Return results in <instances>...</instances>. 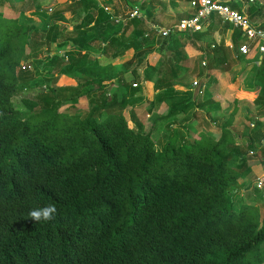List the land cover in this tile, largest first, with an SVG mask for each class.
I'll return each mask as SVG.
<instances>
[{"label":"trees","instance_id":"trees-1","mask_svg":"<svg viewBox=\"0 0 264 264\" xmlns=\"http://www.w3.org/2000/svg\"><path fill=\"white\" fill-rule=\"evenodd\" d=\"M35 1L0 0V264H264V218L257 206L244 203L236 210L234 203L240 181L251 172L249 157L259 152L264 162V139L238 144L224 124L218 139L204 135L202 144L177 145L171 124L185 118L194 103L171 102L170 111L158 118L171 134L157 152L155 125L137 131L113 110L116 104L125 107L138 88L123 85L120 103L103 91L104 84L121 81L130 65L133 83L143 80L157 92L149 97L146 114L157 113L174 98L171 84L189 70L186 43L199 50L208 75L239 62L223 41L202 42L215 28L230 26L212 17L201 32L161 37L147 19L128 20V13L127 22L116 23L96 0H74L45 12L35 8L32 15L48 19L43 28L20 25L4 13L19 15ZM242 1L226 4L241 12ZM251 10L264 19L262 5ZM67 12L79 18L69 29L61 22ZM231 29L234 47L246 42L239 29ZM39 38L47 47L40 67L50 82L71 73L84 80L76 87L56 83L37 95L43 106L23 119L11 101L19 84L30 80L21 59ZM153 51L163 58L155 66L147 60ZM90 54L122 63L100 66ZM238 81L234 77L230 87ZM254 82L264 89V62ZM203 89L198 82V94ZM67 91L75 95L72 104L79 97L89 101L84 117L57 112L56 97ZM253 103L264 106V92ZM249 120L250 134L262 133V118ZM200 136L201 131L193 140ZM255 190L264 197V190ZM49 204L57 209L54 219L34 222L30 211Z\"/></svg>","mask_w":264,"mask_h":264},{"label":"rangeland","instance_id":"rangeland-1","mask_svg":"<svg viewBox=\"0 0 264 264\" xmlns=\"http://www.w3.org/2000/svg\"><path fill=\"white\" fill-rule=\"evenodd\" d=\"M65 1L74 0H60L59 2L64 3ZM55 2V0H37L33 4L24 5V12L19 15L13 14L8 9H5L4 13L6 16L16 17L20 25L43 28V26L47 24L48 19L45 16H34L32 13L35 8H39L41 11L45 12L48 9L53 8L52 5ZM254 2L264 3V0H254ZM262 6L264 7V4H262ZM43 14L45 15V13ZM61 22L65 26H68L69 29L79 22V18L70 12H67ZM9 42L12 44L19 43L17 44L18 46L21 44L20 39L15 40L14 38H9ZM43 42L42 38L31 41L29 45L26 46L24 55L21 59L22 65H28L31 67L26 71V78H30V80L19 84L11 101V105L22 115L21 117L23 119L38 113L43 106L41 102L36 100L37 95L47 93L54 85H56V83L57 86L76 87L84 80L83 77L71 73L64 75L57 81L50 82L40 67V65L45 62L47 54V47L43 45ZM205 51L208 52L209 50L206 49ZM150 53L147 55L149 64L158 65L163 59L160 58L161 52L153 51ZM185 53L188 58L189 70L185 72L183 77L171 84L174 98L163 103L159 107L157 113L146 114V108L147 105H149V97L153 95L154 89L143 80L137 85L134 84V76H132V73L130 72V65L126 68L128 71L122 69V72L124 73L120 79L121 81H115L113 84L109 85L104 84L103 91L107 92L109 99L115 103H120L121 101L120 96L122 94L123 85L138 88L137 93L133 97L127 99L128 102H126V106L121 108L119 104H116L113 108L114 112H121L126 120L130 122L129 125L137 131L149 132L152 124L155 125L151 137L156 144L155 149L157 152L162 150L171 134V131L166 128L165 125L161 124V121H158L160 116H165L170 111L171 102L184 103L189 101L194 103V107L186 114L185 118L179 120L180 122H172L171 124V127L175 130V138H173V141L177 145L191 143L197 145L202 144L205 138L204 135L213 139H218L221 135L224 124H228L234 137H239L237 138L238 144L240 143V140L244 139V141H246L248 138L253 142L262 141L264 139V137H261V135L264 136V106H257L254 103L252 104L248 99H243L245 100L243 103H235L232 99V95L229 93L223 97L222 94L224 92V87L231 83L233 79L231 74L227 77V80H222L220 76L222 73H217V71H213L208 75V71L205 70V66L202 64V55L191 43H186ZM53 54L54 53L51 52L49 56H53ZM104 60L102 58H97L98 65L119 68L122 63L121 60ZM132 64L134 65V62ZM18 70L20 71V68H18L17 71ZM143 72L144 68L139 71V74H143ZM156 73L157 72L151 74L152 81L156 79ZM243 77L244 73L239 77L240 82H242ZM193 82H199L201 86L204 87L201 93L198 94V91L196 90L197 87L192 86ZM250 87L253 88L252 86ZM85 89L86 88H84V90ZM246 89L247 87L245 90ZM114 94L117 95V98H112ZM72 97H75V95L72 94V91H67L62 94L58 93L56 99H58L60 105L57 112L66 116L79 115L81 118L84 117L89 109V101H87L85 97H79L77 103L72 104ZM216 104H218V106H215ZM198 110L202 113L197 118H194V112ZM259 118H262V133L257 136H252L249 132V126L252 122L249 119L256 120ZM199 131H201L200 138L193 140L194 138H197L196 135ZM260 161H262V156H260L259 152H257L255 156L249 157L248 164L251 168V172L243 178L242 182L240 181L239 195L235 197L234 203L236 210L244 203L257 206L260 218L263 219L264 197H262L260 192L255 190L253 186L254 180L257 177L264 175V164L260 165Z\"/></svg>","mask_w":264,"mask_h":264},{"label":"crops","instance_id":"crops-1","mask_svg":"<svg viewBox=\"0 0 264 264\" xmlns=\"http://www.w3.org/2000/svg\"><path fill=\"white\" fill-rule=\"evenodd\" d=\"M55 1L56 2L52 5V7L56 5L70 4L71 2H73V1H65L64 3H61L59 2L60 0H55ZM96 1L98 6L103 7L105 12L116 17L119 20V22H127L128 20L126 18V14L127 13L129 14L132 9H138L142 13L143 16L142 19H147L146 22L147 25L157 26L160 28H169L170 26H173V24L176 25L182 19L185 18L188 19V17H190L192 14L189 0H96ZM221 1L227 4H235L234 2L238 0L236 1L221 0ZM253 2L250 3L249 1L247 2V0L242 1L241 4L239 5L240 10L249 17L252 23L261 25L264 28V19L259 15L258 12L253 13L251 10V6L256 3ZM258 4L262 5L264 3L259 2ZM65 16L66 13H64L63 17ZM148 20H150L152 23H150V21ZM232 30L233 29L229 27L227 30L222 31L220 28L217 27L207 37H205L202 40V42L204 43L206 41L211 40L219 43L220 41H223L224 45L230 50L229 46L232 45V40H231ZM130 32H133L132 28L129 29L128 34ZM231 55L237 56L239 62L236 61V64H234L229 69V71L220 74L221 79L227 80L228 79L227 77L230 74L233 77V79L234 77L239 79L240 75L243 73H244V77L242 79V82H240V80L238 81V84L236 85L235 88L233 87L231 88L230 83L226 85L224 87V92L222 96L225 97L226 94L229 93L232 95L233 100L235 98L239 99L237 103H243L245 102V100L243 99H248L253 104L254 100L258 96H261L262 93L264 92V89L262 91H260L259 89L257 90L254 82L255 73L257 71V68L260 66L262 62L261 56L259 55L256 47H253L251 49L250 53L248 54L250 56L239 55L235 50L232 49H231ZM91 56H96L97 58H102L103 60L105 59L104 61H110V59H106L102 56H98L94 54ZM202 63L205 62L202 61ZM151 65L155 66V64L154 65L151 64ZM217 73L220 72L217 71ZM250 86H252L253 88H251ZM246 87L247 89L245 90Z\"/></svg>","mask_w":264,"mask_h":264},{"label":"built area","instance_id":"built-area-1","mask_svg":"<svg viewBox=\"0 0 264 264\" xmlns=\"http://www.w3.org/2000/svg\"><path fill=\"white\" fill-rule=\"evenodd\" d=\"M192 14L190 17L182 19L176 27L160 28L157 26H150L158 36L168 37L169 34L179 31L182 33H198L203 29V23L210 20L212 17H217L223 24H227L231 28L239 29L242 32L245 43H241L236 47L229 46L230 49L235 50L237 54L246 56L250 53L253 47H256L261 61L264 62V28L261 25L252 23L247 15L231 9L226 3L221 0H189ZM254 0H249L252 3ZM142 13L138 9H132L128 15V20L142 19ZM115 22H119L115 18ZM205 65V63H203ZM31 67L22 65L21 70L26 71ZM193 87H197L198 83L193 82ZM253 127V125H251ZM264 146V143H263ZM254 152H250L253 155ZM254 187L258 190H264V175L257 177L254 180Z\"/></svg>","mask_w":264,"mask_h":264},{"label":"clouds","instance_id":"clouds-1","mask_svg":"<svg viewBox=\"0 0 264 264\" xmlns=\"http://www.w3.org/2000/svg\"><path fill=\"white\" fill-rule=\"evenodd\" d=\"M56 207L53 204L46 205L43 208H37L30 211L29 216L34 222H49L54 219L56 214Z\"/></svg>","mask_w":264,"mask_h":264}]
</instances>
